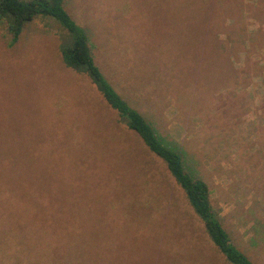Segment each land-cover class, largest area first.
Returning <instances> with one entry per match:
<instances>
[{"label": "rangeland", "instance_id": "obj_1", "mask_svg": "<svg viewBox=\"0 0 264 264\" xmlns=\"http://www.w3.org/2000/svg\"><path fill=\"white\" fill-rule=\"evenodd\" d=\"M114 88L264 264V0H65ZM67 33L0 23V264H229L183 191L85 73Z\"/></svg>", "mask_w": 264, "mask_h": 264}, {"label": "trees", "instance_id": "obj_2", "mask_svg": "<svg viewBox=\"0 0 264 264\" xmlns=\"http://www.w3.org/2000/svg\"><path fill=\"white\" fill-rule=\"evenodd\" d=\"M65 0H0V23L14 45L27 23L35 16L52 17L67 35L59 45L63 64L76 72L85 73L106 104L117 113L120 122L134 131L147 150L163 164L174 182L183 191L193 213L202 221L209 240L229 264H254L232 241L218 214L210 203L208 185L192 176L185 167L179 150L170 146L154 126L122 97L105 77L94 59L86 30L64 7Z\"/></svg>", "mask_w": 264, "mask_h": 264}]
</instances>
